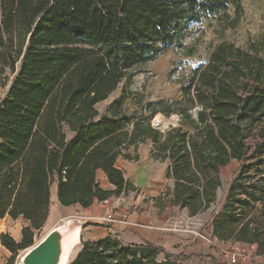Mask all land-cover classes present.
Instances as JSON below:
<instances>
[{"label": "trees", "instance_id": "trees-1", "mask_svg": "<svg viewBox=\"0 0 264 264\" xmlns=\"http://www.w3.org/2000/svg\"><path fill=\"white\" fill-rule=\"evenodd\" d=\"M218 15L224 28L236 27L240 0H0V219L28 222L19 241L1 233L2 246L16 255L33 245L53 184L60 205L84 208L135 191L115 162L136 158L127 150L149 140L151 158L166 161L173 180L164 200L190 217L215 202L221 169L237 161L211 237L264 255V48L220 42L180 98L139 104L133 114L119 98L104 113L96 108L167 49L195 55L182 46L189 26ZM157 113L176 114L177 125L153 126ZM80 242L67 264H188L147 242Z\"/></svg>", "mask_w": 264, "mask_h": 264}, {"label": "rangeland", "instance_id": "rangeland-1", "mask_svg": "<svg viewBox=\"0 0 264 264\" xmlns=\"http://www.w3.org/2000/svg\"><path fill=\"white\" fill-rule=\"evenodd\" d=\"M240 5V19L234 28H224L223 17L219 15L210 16L202 23L189 26L182 46L194 47L196 50L195 55L184 56L182 55L181 47L176 46L167 49L153 60L133 68L129 77L119 83L118 87L105 100L96 105L99 113H104L109 104L118 98L120 99L122 109L127 114H133L135 111H138L139 104L154 103L159 100L170 101L180 98L183 86L188 84V76L192 73V70L197 65L205 63L211 50L220 42H231L244 49L249 48L251 45L264 48V0H240ZM229 14H232L231 10ZM4 93L5 88L0 86V99L4 97ZM138 114L139 112L136 115ZM178 120L179 118L176 114L165 117L163 114L157 113L150 119V122L153 126L164 130L169 126L177 125ZM141 147H149L150 149L151 142L147 140ZM153 163L154 169H156L159 166L158 161H153ZM238 164L237 161L233 160L221 169L222 184L217 190L215 202L208 209L194 217L196 221H200L201 229L205 234H207L210 216L213 212L218 211L223 204L229 181L236 171ZM129 194L132 197H136L141 193L138 191L130 192ZM144 196L147 197L149 194H144ZM122 198L121 204L124 202V195ZM175 216H178L179 220H181L177 221V225L182 224V220H186V217L181 215V210H177ZM9 219L8 216L5 219H0V230H3L6 226L10 230H15L19 227L22 229L23 225L19 220L14 221V224L9 222L7 225L6 222L10 221ZM84 220L85 216L82 209L74 210L71 215H57L48 226L46 225V227L36 231L33 245L55 226H80L81 229ZM6 233L9 234L7 231ZM81 233H83V229ZM205 242L197 252L201 253L200 255H204L200 256L203 258H199L196 255L197 253H189L186 259L188 264L209 263L208 255L215 257L222 264H229L227 259L233 254L235 256H245V259L240 260L238 264H264V255H257L254 246L251 248V246L234 244L230 241H208V239ZM78 248L79 245L72 257L76 254ZM24 250L13 255L0 244V264H20V256ZM160 258H162V255H160Z\"/></svg>", "mask_w": 264, "mask_h": 264}, {"label": "crops", "instance_id": "crops-1", "mask_svg": "<svg viewBox=\"0 0 264 264\" xmlns=\"http://www.w3.org/2000/svg\"><path fill=\"white\" fill-rule=\"evenodd\" d=\"M142 144L138 145L136 151L132 147L127 150L131 156L136 155V158L125 159L119 156L115 162V165L122 170L124 177L136 187V190L131 193L139 191L141 194L136 197L130 196V192L124 195V202L114 207V219L111 222L101 220L104 211L101 201H94L86 208L78 203L69 206L60 205L57 200L56 185L53 184L50 189L49 214L42 228L48 226L57 215H71L74 210L82 209L85 220L81 226L80 240L84 241H98L110 237L123 245L147 242L158 246L164 252L185 256L192 252L197 253L206 243V239L215 241L216 239L211 237L209 224L205 234L201 229L200 221H196L195 216L190 217L186 209H179L164 200L163 194L166 187L173 186V180L165 178L167 162L152 159L149 147L142 148ZM153 161H158L159 166L156 169H154ZM98 179L102 187L112 188L102 172L98 173ZM143 193L149 196L145 197ZM177 210H181V215L186 217L180 225H177V221L181 220L175 216ZM9 220L6 222L7 225L9 222L14 224L16 220H19L23 226L28 224L21 217ZM82 229L83 233H81ZM6 231L15 240L21 237V227L10 230L6 226L0 230V234ZM80 248L81 242L76 253Z\"/></svg>", "mask_w": 264, "mask_h": 264}, {"label": "bare ground", "instance_id": "bare-ground-1", "mask_svg": "<svg viewBox=\"0 0 264 264\" xmlns=\"http://www.w3.org/2000/svg\"><path fill=\"white\" fill-rule=\"evenodd\" d=\"M158 122V121H157ZM80 226L66 225L51 228L36 244L50 237L49 260L47 264H67L80 243ZM31 248L28 247L20 256V264Z\"/></svg>", "mask_w": 264, "mask_h": 264}, {"label": "built area", "instance_id": "built-area-1", "mask_svg": "<svg viewBox=\"0 0 264 264\" xmlns=\"http://www.w3.org/2000/svg\"><path fill=\"white\" fill-rule=\"evenodd\" d=\"M122 196L123 195L111 196L101 201L104 209L103 215L101 216L102 221L111 222L114 219V207L121 204L123 200ZM244 259H245L244 255L235 256L233 254L228 257L227 262L229 264H238L240 260H244Z\"/></svg>", "mask_w": 264, "mask_h": 264}, {"label": "water", "instance_id": "water-1", "mask_svg": "<svg viewBox=\"0 0 264 264\" xmlns=\"http://www.w3.org/2000/svg\"><path fill=\"white\" fill-rule=\"evenodd\" d=\"M49 242L50 237H47L43 241L30 246V250L27 253L24 264H47L49 260Z\"/></svg>", "mask_w": 264, "mask_h": 264}]
</instances>
